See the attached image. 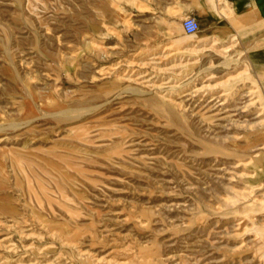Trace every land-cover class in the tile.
<instances>
[{"label":"rangeland","instance_id":"obj_1","mask_svg":"<svg viewBox=\"0 0 264 264\" xmlns=\"http://www.w3.org/2000/svg\"><path fill=\"white\" fill-rule=\"evenodd\" d=\"M151 1L0 0V264H264L261 77Z\"/></svg>","mask_w":264,"mask_h":264},{"label":"crops","instance_id":"obj_2","mask_svg":"<svg viewBox=\"0 0 264 264\" xmlns=\"http://www.w3.org/2000/svg\"><path fill=\"white\" fill-rule=\"evenodd\" d=\"M150 7L152 16L174 18L176 37L191 36L182 28V19L189 14L198 18L207 45L236 35L253 72L264 84V0H155Z\"/></svg>","mask_w":264,"mask_h":264},{"label":"bare ground","instance_id":"obj_3","mask_svg":"<svg viewBox=\"0 0 264 264\" xmlns=\"http://www.w3.org/2000/svg\"><path fill=\"white\" fill-rule=\"evenodd\" d=\"M164 57H166V55L165 56L164 55L163 56L157 55V56H153L152 58L158 59V58H164ZM188 64H189L188 62H183L181 60L179 63H173L169 66L158 67L157 70L159 72H162V73H174L175 70L180 69V68H185ZM153 68H155V67H152V69ZM132 74H133V72H131V74H129V76H128L129 80L135 81L136 83H138L140 85L144 84V85L148 86L150 90L163 88L164 84L171 83V80L169 79V80H164L161 84H157L156 79H158L159 75L158 76L157 75H149L146 72H142V73L137 74V76L134 77V75H132Z\"/></svg>","mask_w":264,"mask_h":264},{"label":"built area","instance_id":"obj_4","mask_svg":"<svg viewBox=\"0 0 264 264\" xmlns=\"http://www.w3.org/2000/svg\"><path fill=\"white\" fill-rule=\"evenodd\" d=\"M182 28H184L185 32L189 35L198 33L200 30L198 18L193 14L186 15L182 19Z\"/></svg>","mask_w":264,"mask_h":264}]
</instances>
